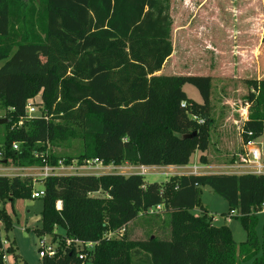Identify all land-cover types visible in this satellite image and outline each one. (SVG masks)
I'll return each instance as SVG.
<instances>
[{"label":"trees","instance_id":"trees-1","mask_svg":"<svg viewBox=\"0 0 264 264\" xmlns=\"http://www.w3.org/2000/svg\"><path fill=\"white\" fill-rule=\"evenodd\" d=\"M170 6L171 0H0V110L8 119L0 124V149L8 161L41 165L39 152L52 165L99 158L115 165L185 166L197 150L205 153L217 130L210 75L158 74L173 51ZM186 83L200 90L203 103L186 94ZM248 84L243 144L264 132V77ZM37 96L40 114L29 116ZM72 140H78L73 153L48 148ZM15 141L21 143L17 151ZM199 159L207 163L205 154ZM40 182L45 194L39 232L56 241L59 226L68 239L93 243L63 240L41 264H264V226L262 241L256 230L264 174L176 173L164 182L140 173L72 174ZM202 186L238 210L245 241L237 245L228 224L212 223L202 207ZM33 189L32 177L0 176V201L32 196ZM157 205L166 213L168 232L133 236L129 224ZM196 207L203 211L194 213ZM159 213L147 221L161 218ZM1 221L11 227L0 208ZM0 264H6L1 230Z\"/></svg>","mask_w":264,"mask_h":264},{"label":"rangeland","instance_id":"rangeland-1","mask_svg":"<svg viewBox=\"0 0 264 264\" xmlns=\"http://www.w3.org/2000/svg\"><path fill=\"white\" fill-rule=\"evenodd\" d=\"M173 3V4H172ZM202 3H207L205 6L204 12L209 16L210 14L219 16L222 18L223 23H226V20L231 18L238 19L244 16L242 8L244 7L245 0H171V7L175 13V17L178 18V23L181 26L185 19H189L191 16H195L193 22H196L200 18L198 13V5ZM183 4L187 6L186 10L192 12L189 15V11L183 9ZM220 7L221 9L218 8ZM203 8V9H204ZM217 8V13L214 10ZM232 8V9H231ZM207 11V12H206ZM232 12L231 14L229 12ZM252 16L254 17L255 27L253 31V37L249 40V46L259 45L260 41V26L262 23V10L259 4V0H253V10ZM197 15V17H196ZM206 14L204 15V17ZM202 16V18H204ZM206 24L208 29L212 30L213 35H216V28L214 20H209V17H206ZM228 27H231L228 26ZM240 27V23H239ZM218 31V30H217ZM236 35V34H235ZM237 36V35H236ZM240 39L239 35L236 38ZM243 39V38H242ZM241 40V39H240ZM239 41V40H238ZM180 42V48L182 46V41L177 40V43ZM247 48V47H246ZM207 55L201 58H184L182 56H175L173 59L170 58L166 63V72L165 73H185L191 72L195 74L205 75L208 74L211 77V96L210 101L213 104L212 114L216 116L217 119V130L213 132L214 142L209 145L208 150L205 152L207 158V165L211 166V169L218 171L230 170L227 168L228 165L239 163L242 158V154L239 152V148L242 146L241 138V126L244 121V109L247 105L243 104L246 101L244 100L246 95L249 93V84L248 80L263 78L264 73H258L256 71L257 61V49L255 52H251L252 56L246 53V59H244L245 64L241 63V59L234 57V59L226 53H223L222 60V71L214 72L212 69L213 66L217 63H220L217 59L213 57L214 52H206ZM211 53V55H209ZM264 59V57H263ZM194 61V62H193ZM3 62H0V66ZM255 63V64H254ZM203 64V65H202ZM201 65V66H200ZM210 65V69L207 71ZM189 66V67H188ZM189 68V70H188ZM193 71V72H192ZM184 90L187 95L194 101L202 103L203 96L200 90L189 83L184 85ZM32 103L36 107L35 114H40V97L37 96L35 99H31ZM223 101V102H222ZM222 103V104H221ZM4 112L0 110V118L3 117ZM4 126L0 125V139L2 138V131ZM1 141V140H0ZM78 140H72L67 142H62L58 145H49L51 147V152L53 154H65L73 153L76 150ZM72 145V147H69ZM256 145L259 147H264V132L263 134L256 139ZM244 149V148H243ZM201 151L197 150L190 158L188 165L194 163H202L199 159ZM235 157V162L230 163L228 160L231 157ZM244 156V155H243ZM1 159V157H0ZM37 168L39 165H33ZM111 166V165H110ZM118 166L112 169V172H121L125 175H129L134 172H141L146 174L147 181H158L164 182L170 173H185L187 171L184 168L176 167L174 169L168 167H152L144 166L142 168H135L134 164L125 163L123 166ZM111 166V167H113ZM215 166V167H213ZM26 167H32L26 166ZM111 167L102 168V171H110ZM87 171V170H86ZM84 171V172H86ZM95 171V169H94ZM101 171V170H99ZM199 171H206L205 168H200ZM212 171V170H209ZM23 174L24 178L32 177L34 180V189L39 190L42 188L43 184L40 182V170H25L17 171ZM206 173V172H202ZM96 195H101L97 193ZM201 202L203 209L205 208L210 216V220L215 225L228 224L232 230L233 237L239 245L242 241L247 239V232L243 227L239 215H237V210H231L230 205L227 200L222 196L214 192L209 186H202L201 189ZM0 208L9 215L11 221V227L6 230L5 224L3 221L0 222V230L4 243L5 250V261L6 264H41L43 257L40 256L39 251L41 249V241H45V245H54L57 246L59 250L62 248V241H65L67 245V237L65 236V231L61 227H56L57 232L59 233L56 241L53 239L51 233L41 234L38 229L42 226V209H43V197L33 198L29 197H14L12 200L6 199L5 201H0ZM203 210L201 207H196L193 209V212L196 214L201 213ZM161 218H155L150 221H147L146 218L150 215L143 214L139 215L130 225L128 230L132 232V235L136 238H144L149 233H161L162 236L166 234L169 230L167 224L162 222V218H166V213L159 211ZM237 212V213H236ZM257 215V234L260 241L263 238V226H264V209L258 211ZM152 223V226L149 224ZM158 224H163L162 230H156L155 226ZM84 264H93L91 260H86ZM239 264H251L250 260L240 261Z\"/></svg>","mask_w":264,"mask_h":264},{"label":"crops","instance_id":"crops-1","mask_svg":"<svg viewBox=\"0 0 264 264\" xmlns=\"http://www.w3.org/2000/svg\"><path fill=\"white\" fill-rule=\"evenodd\" d=\"M206 4L207 3H202L201 5H198V7L196 8V9H198V13L200 14V18L198 21L193 22V21H195V20H193L195 18V16L194 17L191 16L189 19H185L186 21H184L181 26L177 22L178 18L175 17L173 7L170 6V13H171L172 21H173L172 31H171L173 51H172L171 55L166 59L162 69L158 72V74H176V73H165L166 72L165 71L166 70V63L168 62V60L170 58L173 59L175 56H182L184 58V61H185L186 58H190V57L201 58V57L207 55L206 52H212L213 51L214 52L213 57L220 62V63L215 64L213 66L214 68L212 69V71L217 72V71L223 70V68L221 69L222 60L221 61L219 60L222 58L223 53L229 54L233 59H234V57H237L238 59H241V63H243L244 59H246V53H248L252 56L250 51L255 52L256 49H257V61H258L256 63V71L260 74L264 73V59H263V57H264V42H263L264 0H259V4H260L261 10H262L261 14H262L263 18H262V23L259 24V25H261L260 26L261 32H260V41H259L260 43H259V45H257V47H255L254 45L249 46V43H248L249 40L252 39V37H253V31H254V27H255L254 17L252 16V13H251L253 10V0H245L244 7L242 8L244 16H242L238 19L231 18L230 20H226L225 24L223 23L222 18L219 16H216L215 13H214V15L210 14L209 16H207L208 14L204 12L205 8L203 7ZM217 8H218V11H219V9H221L220 7H217ZM217 8L214 9V10H216V11H214L216 13H217ZM183 9L185 11H189L188 12L189 15H190V13H192L190 11V9L186 10L187 6H185V4H183ZM229 13L231 14L232 12L230 11ZM205 14H206V16L204 17ZM202 16L204 18H202ZM196 17H197V15H196ZM206 17H209V20H214L215 25L217 24L216 26L218 27V29L217 28L215 29L217 32L215 36L212 33L213 31L208 29V27H207ZM239 23H240V27H239ZM230 25H231V27H228ZM235 34L237 36L239 35L241 40L238 39L239 40L238 41L236 39L237 36ZM177 40L182 41L181 48H180V42L177 43ZM209 55H211V53H209ZM243 64H245V63H243ZM207 67H208V69L205 72H208V70H211L210 65ZM188 70H189V68H188ZM186 73H188V72L179 73V74H186ZM189 73L192 74L191 72H189ZM206 75H208V74H206ZM257 79H260V78H257ZM211 105L213 108V104H211ZM245 105H247V106L244 109V113L246 114V116H244V121H246L249 117V104L245 103ZM212 111H213V109H212ZM215 118H216V116H215ZM213 142L214 141H212V143ZM241 147H243L244 151H245L246 146H245V144H243V142H242ZM202 154H205V153L201 152L200 156ZM200 156H199V158H200ZM194 166H197L198 170L200 168H205L206 171H202V172H206V173H234V174L251 173L250 171H243V168H246L245 165L241 166L237 163L232 164V165H228L227 168H230V170H225V171H218L216 169L213 170V169H211L210 165H207V163H205V164L194 163L191 166L190 165H185V166L168 165V166H155V167H168L171 169L179 167V168L186 169L187 171H184L185 173H192V168ZM152 167H154V166H152ZM213 167H215V166H213ZM35 169H39V168H35V166H32L29 168V170H35ZM209 170H212V171H209ZM202 172L198 171V173H202ZM171 174H176V173L172 172L169 175H171ZM41 189H43V187ZM124 231H125V229H124Z\"/></svg>","mask_w":264,"mask_h":264},{"label":"built area","instance_id":"built-area-1","mask_svg":"<svg viewBox=\"0 0 264 264\" xmlns=\"http://www.w3.org/2000/svg\"><path fill=\"white\" fill-rule=\"evenodd\" d=\"M27 112L30 115L34 114L36 112V107L32 103V100H30L29 105L27 107ZM196 117V116H195ZM204 120L201 118L199 119V122L202 123ZM19 125L22 124V122L18 123ZM251 134V133H250ZM21 143L20 142H13L12 143V149L13 150H19ZM245 152L242 154L241 161H239V165H245L246 168H243V171H250L251 173L255 174H264V147H259L256 145V139L255 140H250L245 144ZM35 155L37 157H41V161L43 164L39 165L37 168L40 170V176L41 177H47L51 175H72V174H105V173H121V172H112L113 168H116L118 166H113L115 164H105L102 160L99 158H94L93 160H86V162L82 165H77V163L73 164H66L64 161L60 160L58 161V164H50L48 159L39 152H36ZM244 155V156H243ZM0 176H7V177H23L24 175L21 174L20 172L17 171H25L29 170L30 167L26 166H15L11 164L8 159L5 156L4 149H0ZM6 160V162H5ZM111 167L110 171H102V168H107ZM111 165V166H110ZM123 166V165H119ZM136 166V165H135ZM145 165H137L135 168H142ZM240 166V167H241ZM95 169V171H94ZM87 170V171H86ZM101 170V171H99ZM86 171V172H84ZM198 168L197 166H194L192 168V173L197 174L198 173ZM134 173H140L141 172H134ZM124 174V173H121ZM132 174V173H130ZM45 192L43 189L39 190H33L32 191V197L33 198H39L44 196ZM57 209H61L62 207V200L57 201ZM162 209L161 205H157L155 207H152L148 210L149 214H153L156 212H159ZM124 231V229H122ZM67 245L71 244H84L87 247H92L93 243L92 242H87L83 243L79 239H66ZM58 252L57 246L55 247L54 245H45V241H41V249L39 251L40 256L45 257V256H54ZM85 255L81 254L80 258H83Z\"/></svg>","mask_w":264,"mask_h":264},{"label":"water","instance_id":"water-1","mask_svg":"<svg viewBox=\"0 0 264 264\" xmlns=\"http://www.w3.org/2000/svg\"><path fill=\"white\" fill-rule=\"evenodd\" d=\"M6 122H8V119L7 118H4V117H1L0 118V124H4V123H6ZM197 134V132H193V133H191V134H188V135H186L187 137H193L194 135H196ZM5 162H6V160H5Z\"/></svg>","mask_w":264,"mask_h":264}]
</instances>
